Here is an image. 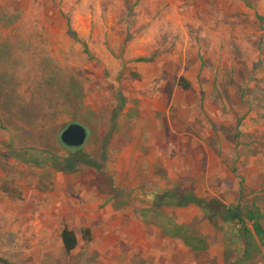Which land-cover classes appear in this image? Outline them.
Here are the masks:
<instances>
[{
	"label": "rangeland",
	"instance_id": "obj_1",
	"mask_svg": "<svg viewBox=\"0 0 264 264\" xmlns=\"http://www.w3.org/2000/svg\"><path fill=\"white\" fill-rule=\"evenodd\" d=\"M259 15L264 0H0V264L240 261L237 226L156 199L264 210ZM74 122L105 172L59 171Z\"/></svg>",
	"mask_w": 264,
	"mask_h": 264
},
{
	"label": "trees",
	"instance_id": "obj_2",
	"mask_svg": "<svg viewBox=\"0 0 264 264\" xmlns=\"http://www.w3.org/2000/svg\"><path fill=\"white\" fill-rule=\"evenodd\" d=\"M260 20H264L263 16H258ZM68 31L74 35L69 27ZM132 76L139 79L140 75L133 72ZM180 86L187 90L190 84L181 78ZM70 154L59 163V171L65 174L77 173L82 166H88L99 172H105L106 156L103 153L101 159H97L88 153L82 151V148H69ZM234 172H237L234 169ZM242 182V181H241ZM190 203L198 204L210 217H220L222 222L238 227V239L243 247V255L240 261L233 264H255L257 258L264 250V210L256 205H248L238 203L237 205L221 204L219 208L213 209L206 200L195 199L194 196L188 195L180 191L179 188H171L166 192L159 194L156 199V205L159 207H186ZM62 244L67 252L71 254L78 246V238L73 230L69 227H63L61 232ZM195 249H204L205 245L198 246L193 242L189 243Z\"/></svg>",
	"mask_w": 264,
	"mask_h": 264
},
{
	"label": "water",
	"instance_id": "obj_3",
	"mask_svg": "<svg viewBox=\"0 0 264 264\" xmlns=\"http://www.w3.org/2000/svg\"><path fill=\"white\" fill-rule=\"evenodd\" d=\"M88 139V130L79 123L70 124L61 134V142L68 148H82Z\"/></svg>",
	"mask_w": 264,
	"mask_h": 264
},
{
	"label": "crops",
	"instance_id": "obj_4",
	"mask_svg": "<svg viewBox=\"0 0 264 264\" xmlns=\"http://www.w3.org/2000/svg\"><path fill=\"white\" fill-rule=\"evenodd\" d=\"M74 232H75V231H74ZM75 233H76V232H75ZM86 234L89 235V231H86ZM76 235H77V233H76ZM77 238H78V245H79V243H80V239H79L78 235H77ZM61 241H62V239H61ZM77 248H78V246H77ZM77 248H76V249H77ZM76 249H75V250H76Z\"/></svg>",
	"mask_w": 264,
	"mask_h": 264
}]
</instances>
